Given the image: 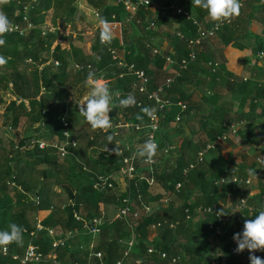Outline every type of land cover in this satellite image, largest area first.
Listing matches in <instances>:
<instances>
[{
    "label": "trees",
    "instance_id": "16d2710c",
    "mask_svg": "<svg viewBox=\"0 0 264 264\" xmlns=\"http://www.w3.org/2000/svg\"><path fill=\"white\" fill-rule=\"evenodd\" d=\"M79 1L0 0L1 26L17 23L25 27L26 18L35 25L26 35L0 32V108L3 109L0 114V249L2 246L10 248L8 255L0 253V264H21V261L12 258V254L24 256L30 242L25 230L34 228L30 212L42 210L50 211L43 221L45 226H58L65 233L78 230L70 238V243L56 248L60 264H118L121 260H127L130 264H170L173 256H181V264H212L216 254H207L205 251L211 246L210 224L216 218L211 213H204L197 224L192 226L186 219L185 210L190 208L195 215L199 206L221 203L224 205L220 206L222 213L231 216L228 234L232 233L233 236L224 243L227 264H264V248L254 243L264 238L263 211L259 208L256 210L254 206L244 211L251 218L250 228L243 226L240 221L241 212L235 211L241 197L248 195L247 191L238 188L244 184L217 185L221 177L214 176L209 180L204 176L208 173L202 169L204 161L198 163L185 178L183 169L195 162L197 156L186 160L179 151L166 152L167 142L161 132L158 135L159 146L153 170L146 162L147 151L141 147L137 151L133 177L128 179L122 173L124 157L136 148H128L115 129L121 122L133 129L136 124H141L143 128L137 134L141 135L139 141L143 143L148 130V110L132 104L138 100L147 103V96L135 88L136 77L126 73V69L112 58L109 48L120 50L119 39L109 37L108 42L102 44L101 39L108 36L105 32L95 31L90 41L89 56L83 54L77 46L78 35L70 36L68 42L59 43L50 55L60 35L58 26L66 28L68 24L86 20V13L78 7ZM84 1L100 11L104 21H122L123 15H126L122 2L114 5L108 4L107 0ZM168 1L154 0V3L165 5ZM238 1L226 0L224 11L218 17L227 16ZM260 1L247 0L246 3L251 5ZM205 2L198 1L202 6H206ZM138 20L134 23L141 34L124 41L130 51L126 60L146 71L151 80L150 90L161 85L167 77H174L172 86L165 90L166 96L174 103L185 102L188 110L191 109L190 103L195 98V93H189L191 78L198 80L196 85H202L209 78H216L221 67V61L204 50L201 44L195 48L196 58L192 61L189 58L191 49L188 40L197 36L200 26H209L199 21L203 18H195L194 15L188 18L176 9L153 11L152 6L141 8ZM164 24L173 28V32L167 35L170 47L162 50L153 40L158 38L157 29ZM175 24L178 26L173 27ZM45 25L56 29L44 35ZM237 28L236 20H232L219 32L225 43L235 38L234 35L228 38L226 35L235 32ZM178 32H182L186 38L181 39ZM155 49L159 53H155ZM96 52H100L99 58L94 56ZM168 57L173 59V65L168 62ZM51 58L59 60L60 65L56 66L54 62L47 64ZM183 60L188 62L185 68L182 67ZM210 61L219 63L215 73L208 66ZM166 66L169 69L167 76L162 83L154 84L155 72ZM173 69H178L179 74L176 75ZM96 75L101 79L110 78L113 82L105 94L107 97L111 94L113 106L104 113L99 112L96 100L105 98L99 94L93 96L89 104L77 103L72 110L67 111L66 102L70 90L79 85L84 90L85 81ZM177 83L179 89H176ZM178 108L173 105L160 113L162 125L175 119ZM65 120L69 121L70 129L79 141L78 146L71 148L65 158L50 150L23 147L34 137L62 138ZM42 122L44 125L40 124ZM223 122L218 125L216 136L227 131L222 126ZM44 163L48 165L47 169L38 168ZM100 175L109 177L108 181L114 186L104 191L97 190L95 182ZM151 177L165 189V193L152 191L155 184L150 185L148 179ZM118 179L124 181L121 189ZM13 181L16 182L14 187L11 185ZM179 182L183 184L177 190ZM53 183L59 184L66 191L71 203L65 207L54 203L51 198ZM35 196L40 197V203L34 200ZM127 196L131 197L135 207L143 204L154 206L162 197H171L172 201L168 206L155 207L148 213L142 212L138 218L114 219ZM262 199L264 201V196ZM103 211L106 212L105 222L100 226L97 243L92 250L83 248L91 236L84 235V221L77 220L75 212H79L85 220H91L102 216ZM177 221H180L178 226L170 228V223ZM131 239H134V244L129 249L128 241ZM33 243L45 255L53 250L52 238L46 230L38 233ZM151 248L155 251L150 252ZM127 250L129 254H126ZM163 251L167 253V258L161 257L160 252ZM97 252L102 256L95 257L94 253ZM37 264H54V261L48 259Z\"/></svg>",
    "mask_w": 264,
    "mask_h": 264
},
{
    "label": "crops",
    "instance_id": "0c3cea01",
    "mask_svg": "<svg viewBox=\"0 0 264 264\" xmlns=\"http://www.w3.org/2000/svg\"><path fill=\"white\" fill-rule=\"evenodd\" d=\"M198 1L202 2L203 0H169L165 5L161 2H153L152 10L179 8L188 11L195 18H203V20L199 21L204 22L202 24L206 26H210L218 15L223 13L226 0H206V6L200 5L202 3H198ZM246 1L241 7L239 15L237 13L234 18L238 28L235 32L233 31V33L226 35L227 38L234 35V39L225 43L220 33L201 44L204 50L211 52L214 58L221 61V67L218 71L219 75L214 79L209 78L206 82H202V85H196L198 80L195 77L191 78L189 93H195V98L190 103L191 109L183 114L180 122L173 119L167 122L161 130L167 145L174 146L172 151L183 153L186 160L195 158L206 144L216 142V148L207 152L202 165V169L208 171L207 174H203L209 180L214 176L222 177L224 175L249 177L258 169L257 158H264V59H261L258 55L260 50H264V0L251 3V5L247 4L249 0L247 3ZM117 2L119 3V0H107L108 4L116 5ZM77 4L79 9L86 13L87 20H79L73 25L68 24L64 28L63 42H68L70 36L78 35L77 46L81 48L83 54L89 56L91 54V37L95 31L105 32L108 35L104 36L107 38V42L109 37L119 39L121 48L120 50L117 49L118 53L126 59V55L130 51L124 41L132 40L135 35L141 34L136 23H128L126 21L127 14L123 15L122 21H104L101 15H95V10L96 12L98 10L90 7L84 0H80ZM86 23L88 24L87 28L90 29L87 32L90 34L89 37H83L82 33L86 29L84 26ZM177 26L175 24L173 27ZM172 30L173 28H170L168 24H164L157 29L158 38L155 37L153 41L162 50L170 47L167 35L173 32ZM58 44L55 42L53 49ZM50 55L52 56V52ZM94 56L99 58L100 52H96ZM52 60L53 58L47 64H50ZM168 71L167 66L162 70H157L153 78L154 84L162 83ZM85 82L84 90L82 85L73 87L70 90L71 93L68 100L72 98L75 103H68L67 100L66 106L69 107L67 111L72 110L77 103L80 105L89 104L91 98L99 94L105 97L99 98L98 101L96 100L99 112L104 113L113 106L111 94L108 97L105 96L106 90L110 89L113 84L110 78L101 79L96 75ZM175 86L176 89L180 88L178 83ZM224 120H244V124L236 134L229 133L227 138L223 140L219 136L224 134L226 130L217 136L215 132L218 130V125ZM223 123L222 126H224ZM118 125L115 132L120 135L121 141L125 142L128 148H137L143 144L139 141L137 132L133 128L129 127V131L128 125L123 122ZM25 132H28V130ZM112 152L114 153V151ZM41 167L47 169L48 165L44 163L38 168ZM27 172L29 171L27 170ZM117 183L120 189L124 186L123 179H118ZM11 185L13 187L16 186V182L13 181ZM238 188L240 191H247L249 207L253 208L254 206L256 210L259 208L264 215V201H262L264 196V176L258 177L251 186L245 185ZM10 191L12 192L11 188ZM152 191L156 193L166 192L157 182L152 187ZM30 196L32 197V195ZM51 198L54 203L60 205L69 200L66 191L57 183H53ZM49 213V210H42L37 213L30 212L33 226H35L37 221L43 222ZM240 217L243 226L250 228L251 218L244 212H241ZM200 219L201 216L196 214L191 221V225L195 226ZM55 228L59 237L65 233L60 227L57 226ZM84 235H90L91 237L89 243L85 244L83 248L92 250L98 241V235L85 232ZM232 237V233L225 237L218 236L214 241H210L211 246L205 252L207 254L215 253L216 256L219 254L225 256L224 243L232 239ZM70 240H67V243H70ZM48 259L45 258L43 260ZM38 262L40 261H33L29 264H37ZM54 264L56 263L54 262Z\"/></svg>",
    "mask_w": 264,
    "mask_h": 264
},
{
    "label": "built area",
    "instance_id": "2783aa9c",
    "mask_svg": "<svg viewBox=\"0 0 264 264\" xmlns=\"http://www.w3.org/2000/svg\"><path fill=\"white\" fill-rule=\"evenodd\" d=\"M246 0H239L236 2L232 8L229 10L227 16H221L216 18L212 24L209 27H202L200 26L198 28V34L196 37H193L188 40V46L191 49L190 52V61L194 60L196 58V47L200 44H202L204 41L216 37L219 32L224 28V26L236 17L238 10L244 5V2ZM119 2H122L125 6L127 18L126 21L128 23H134V21H138V13L141 8L143 7H150L152 6L154 0H119ZM178 13L186 15L188 18L191 17V14L186 11L177 8L176 9ZM95 15L97 14L98 16L101 15L100 11L95 10ZM27 26L21 27L20 24L17 23H12L10 25H5L1 26L0 25V32L3 33H12V32H19L21 35H26L27 32L34 28V24L27 20ZM197 24H199L197 22ZM153 26V24L151 25ZM60 30V35L57 38L56 42L62 43L64 41V28L61 26L57 27ZM56 27L54 26H49L45 25L43 26V34L46 35L49 31H54ZM177 35L181 38L184 39L186 38L185 35L182 32H178ZM101 42L103 44L107 43V38L103 37L101 39ZM110 53L113 57L114 60L118 62V65L126 69V73L133 74L136 77V81L134 82V86L137 89L138 92L141 94H146L147 96V103L144 101L138 100L134 102L132 105L140 108V109H147L148 110V117H149V123L147 125V132L145 134L146 139H144L143 144L139 147H137L131 154L126 155L123 159V167H122V173L125 175L126 178L130 179L133 177L135 171H136V166H135V161H136V155L138 149L141 147L144 148L147 151V157H146V162L150 165L151 171L154 168V165L156 164V154L158 152V135L160 134L161 130L163 129L164 125L161 123V115L160 113L162 111H165L166 109L170 108L173 105H177L180 109L178 113L176 114L175 120L177 122H180L182 120L183 114L188 110V105L183 102H173V100L169 97L166 96L165 90L167 88H170L172 86V82L174 80V77H167L166 80L159 85L157 88L150 90L149 85H150V78L147 75L146 71L141 68H137L135 63H129L125 57H121L118 53V50L115 48H109ZM54 49H52L53 53ZM155 53H159V50L155 49ZM258 55L261 59H264V50H260L258 52ZM168 62L173 65V59L171 57L167 58ZM31 61V60H29ZM52 62L56 66L60 65V61L53 58ZM187 60H183L182 62V67L185 68L187 66ZM44 65H42L40 68L42 69ZM208 66L211 68L212 72H216L218 70L219 63L218 62H212L210 61L208 63ZM77 67H79L77 65ZM181 68V67H180ZM175 74H179V70L173 69ZM45 89H43V92ZM22 99V98H19ZM74 100L70 98L68 100V103H75L73 102ZM69 107H67V110ZM44 125V123H40ZM244 124V120H233V121H225L223 125L227 128V131L219 136L220 139H226L227 135L229 133L236 134L239 131V128ZM64 126L65 130L63 132V137L62 138H54V139H45V138H38L34 137L27 141L23 147L27 149H33V148H38L39 150L42 151H47L50 150L51 152L58 153V155L61 158H65L67 155L70 154L71 148H76L79 144L78 139L75 137L73 134L72 130L70 129L69 121L65 120L64 121ZM143 127L141 124H136L134 126V131L139 132L141 131ZM138 138L140 139V134H137ZM216 142H211L206 144V146L201 149L198 154L195 162H191L188 166H186L183 169V174L184 177L187 178L190 171L195 168V166L198 163H201L205 159V155L207 152L211 151L212 149L216 148ZM174 146L167 145L166 147V152L172 150ZM257 163H258V169L256 170L255 173L250 175L249 177H241L239 175H224L220 179L217 180V185H222V184H229V183H235V184H245L248 186H251L254 181L258 179L260 176H264V158L258 157L257 158ZM109 177L100 175L98 179L95 182V187L99 191H104L106 188H112L114 184L110 181H108ZM150 185L155 184V179L153 177L148 179ZM182 182H179L176 185L177 190H179L182 187ZM34 200H36L37 203H40V197L35 196L33 197ZM172 201L171 197H162L159 201L156 202V204L153 205H146L143 204L141 207H135L134 204L132 203V199L130 196H127L126 198L123 199V204L119 208V210L116 212L114 219L116 218H122L125 219L127 217H133V218H138L142 212H151L153 208L155 207H165L170 204ZM72 200L69 199L66 203H64L62 206L65 207L69 203H71ZM220 206H224L222 203L221 205H213V206H199L197 209L198 215H202L204 213H211L215 216L216 220L215 222L210 224V229L212 233L209 236L210 241H214L218 236H227L229 231V224H230V218L231 216H225L222 211L220 210ZM247 208H249V195H243L240 199L239 204L236 206L235 211L239 212H244ZM186 216H187V221L191 222L194 218V214H192L190 208H186L185 210ZM106 214L105 211L102 212V216L99 217H94L91 220H85L84 217L80 215L79 212H75V217L79 221H84V229H90L91 232L96 233L97 235L101 233L100 226L105 222V217L104 215ZM241 218V217H240ZM180 221L177 222H172L170 223V228L175 229L176 226ZM155 227V225L153 226ZM46 230L48 235L52 238V247L53 250L50 254L45 255L42 251H39L37 249V246L33 243V239L37 236L38 233ZM28 232L30 242L26 248L24 256H20L18 254H12V258L15 260L21 261V264H29L30 262L33 261H41L45 258L52 259L56 264H60L57 259L58 255L56 252V248H58L60 245L66 244L67 240H69L71 237L75 235V233L78 232L76 229L74 232L70 231L68 233H64L61 237L58 236L57 229L55 227H47L43 224L41 221H37L34 228L32 230H25ZM255 245L261 246L264 248V238L258 239L254 241ZM129 244V249L133 246L134 244V239H131L128 241ZM150 252H154L155 250L153 248L149 249ZM0 253L3 255H8L10 253V248L8 246H2L0 249ZM126 254H129V250L126 251ZM95 257H101V253L97 252L94 253ZM160 255L162 258H167V253L166 252H160ZM181 256H173L170 258V264H181ZM118 264H130L129 261L127 260H121L119 261ZM212 264H227L226 258L222 255L219 254L216 256L215 261Z\"/></svg>",
    "mask_w": 264,
    "mask_h": 264
},
{
    "label": "rangeland",
    "instance_id": "374dc122",
    "mask_svg": "<svg viewBox=\"0 0 264 264\" xmlns=\"http://www.w3.org/2000/svg\"><path fill=\"white\" fill-rule=\"evenodd\" d=\"M0 6H1V4H0ZM86 20H87V15H86ZM81 24H83V23H81ZM85 30L84 31H82V33H83V37H89L90 36V34H88L87 32L90 30V29H88L87 27H88V24L86 23L85 25ZM83 28V27H82ZM71 105V104H70ZM3 113V109L2 108H0V114H2ZM2 122V118H0V123ZM58 204V203H57Z\"/></svg>",
    "mask_w": 264,
    "mask_h": 264
},
{
    "label": "bare ground",
    "instance_id": "6f19581e",
    "mask_svg": "<svg viewBox=\"0 0 264 264\" xmlns=\"http://www.w3.org/2000/svg\"><path fill=\"white\" fill-rule=\"evenodd\" d=\"M84 232L87 234L97 235L96 233L91 232L90 229H86Z\"/></svg>",
    "mask_w": 264,
    "mask_h": 264
}]
</instances>
